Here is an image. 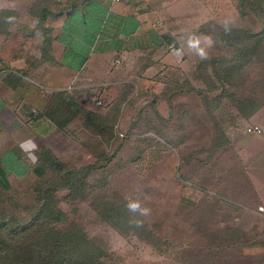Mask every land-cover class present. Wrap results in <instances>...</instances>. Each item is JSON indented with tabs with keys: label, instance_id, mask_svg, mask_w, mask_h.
Wrapping results in <instances>:
<instances>
[{
	"label": "rangeland",
	"instance_id": "obj_1",
	"mask_svg": "<svg viewBox=\"0 0 264 264\" xmlns=\"http://www.w3.org/2000/svg\"><path fill=\"white\" fill-rule=\"evenodd\" d=\"M64 3L2 7L29 32L33 14ZM186 3L180 33L166 38L181 67L156 61L163 50L148 59L161 95L133 80L43 99L59 127L37 154L55 163L42 175L37 164L20 178L0 175V223L27 225L46 200L55 231L78 228L89 239L81 249L99 251L101 264H264V219L254 215L264 213V0ZM255 126L261 134L248 132ZM132 200L148 211H130Z\"/></svg>",
	"mask_w": 264,
	"mask_h": 264
},
{
	"label": "crops",
	"instance_id": "obj_2",
	"mask_svg": "<svg viewBox=\"0 0 264 264\" xmlns=\"http://www.w3.org/2000/svg\"><path fill=\"white\" fill-rule=\"evenodd\" d=\"M4 1L0 0V14H4L0 25L2 178H20L35 164V172L41 167L37 150L58 130L55 121L43 113L46 96L65 95L75 86L92 82L109 86L135 80L140 88L161 95L163 89L157 91L161 84L148 75L157 66L148 60L150 54L163 50L156 61L160 58L161 64L170 67H181L183 62L178 45L172 40L167 43L166 38L180 33L190 0H125L119 4L110 0H63L60 11L50 8L41 15L33 14L37 25L29 32L6 19L12 11H4ZM167 22L174 23V28ZM141 58L147 60L145 72H140ZM132 64H138L139 74H130ZM255 212L258 219H264V213Z\"/></svg>",
	"mask_w": 264,
	"mask_h": 264
},
{
	"label": "trees",
	"instance_id": "obj_3",
	"mask_svg": "<svg viewBox=\"0 0 264 264\" xmlns=\"http://www.w3.org/2000/svg\"><path fill=\"white\" fill-rule=\"evenodd\" d=\"M53 162L54 158L44 153L41 156L43 166L35 173L42 175L43 168ZM45 203L46 200L27 225H20L18 221L13 226L16 218L2 220L0 231H5L7 238L0 240V258L11 257L9 264H101L99 251L81 249L89 239L78 228L69 226L55 231L52 223L56 215Z\"/></svg>",
	"mask_w": 264,
	"mask_h": 264
},
{
	"label": "built area",
	"instance_id": "obj_4",
	"mask_svg": "<svg viewBox=\"0 0 264 264\" xmlns=\"http://www.w3.org/2000/svg\"><path fill=\"white\" fill-rule=\"evenodd\" d=\"M111 1V3H113V4H119V3H122V2H124L125 0H110ZM96 103V105L97 106H100L101 105V102L100 101H98V100H94ZM248 132H251V133H255V134H261V129H259V127H249V129H248ZM260 211H262L263 209L262 208H260L259 209Z\"/></svg>",
	"mask_w": 264,
	"mask_h": 264
},
{
	"label": "clouds",
	"instance_id": "obj_5",
	"mask_svg": "<svg viewBox=\"0 0 264 264\" xmlns=\"http://www.w3.org/2000/svg\"><path fill=\"white\" fill-rule=\"evenodd\" d=\"M127 208L132 212H137L138 210L142 213H146L147 209H142L140 202L138 200H132L127 204Z\"/></svg>",
	"mask_w": 264,
	"mask_h": 264
}]
</instances>
